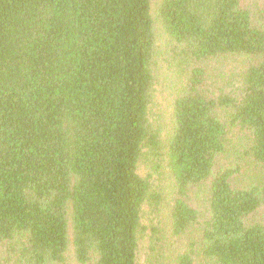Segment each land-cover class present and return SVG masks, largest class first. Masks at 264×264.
<instances>
[{
	"label": "trees",
	"instance_id": "1",
	"mask_svg": "<svg viewBox=\"0 0 264 264\" xmlns=\"http://www.w3.org/2000/svg\"><path fill=\"white\" fill-rule=\"evenodd\" d=\"M256 4L0 0V264H139L146 237V264H264ZM168 53L167 126L155 90ZM154 171L175 187L173 252L143 220L162 197Z\"/></svg>",
	"mask_w": 264,
	"mask_h": 264
},
{
	"label": "rangeland",
	"instance_id": "2",
	"mask_svg": "<svg viewBox=\"0 0 264 264\" xmlns=\"http://www.w3.org/2000/svg\"><path fill=\"white\" fill-rule=\"evenodd\" d=\"M247 1H255L259 7L264 6V0H247ZM162 45L165 46L163 42L164 40H160ZM174 56L173 53H168L165 59L161 60V63L164 65L162 67L160 77H158V82L156 83V90H155V100L157 103V111L159 114L163 116L164 125L169 124L171 118V112L173 111V96H174V75L176 74L175 68L172 67L176 66L175 61L172 59ZM167 60V61H166ZM172 63V66H167ZM212 66L215 68L216 72L221 73L225 72L223 68H219L217 63H213ZM234 64H232V67ZM226 74V73H223ZM224 84V82H220ZM226 83H235V82H226ZM215 85H219V82H216ZM165 131V130H164ZM152 165L144 160L141 163V172L142 173H149L152 171ZM154 177L156 179L155 185L158 189L157 192H160L162 197L160 201L153 206L147 202L144 206L145 212L143 220L146 224H156L161 225L163 228V232L166 236V250L169 252H173L178 247H181L184 243V239L181 240L180 238L175 237L172 234L171 230V223H170V206L173 202L175 197V187L172 183V180L166 174L159 175L154 171ZM192 201L194 205L203 210L204 208V193L201 190L196 189L195 193L192 195ZM149 239L146 237L141 240L140 242V249L138 253V262L139 264H146V254L148 248Z\"/></svg>",
	"mask_w": 264,
	"mask_h": 264
}]
</instances>
